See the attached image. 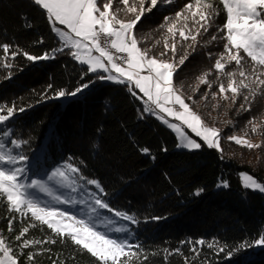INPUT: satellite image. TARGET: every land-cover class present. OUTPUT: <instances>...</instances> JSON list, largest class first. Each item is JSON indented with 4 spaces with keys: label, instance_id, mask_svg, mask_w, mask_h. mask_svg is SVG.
Instances as JSON below:
<instances>
[{
    "label": "trees",
    "instance_id": "1",
    "mask_svg": "<svg viewBox=\"0 0 264 264\" xmlns=\"http://www.w3.org/2000/svg\"><path fill=\"white\" fill-rule=\"evenodd\" d=\"M188 2L192 0H173L171 5L164 3L146 14L137 25L136 34L142 38L139 46L158 53L162 43L157 45L155 41L162 40L165 32L159 25L165 16H174ZM205 2L219 10L214 26L208 33L201 30L196 51L174 75V84L182 85L185 96L194 100L208 90L207 85H200L198 92L193 91L200 76L211 72L208 79H216L215 59L223 51L222 41H208L217 34L216 26L225 22L226 13L220 0ZM41 37L43 44L38 43ZM0 43L19 45L30 54L42 55L62 42L32 0H0ZM67 52L65 49V54L58 53L55 59L37 62L18 55L12 69L0 67V103L15 102L17 107L25 108L13 118L12 138L28 141L19 151L29 157V177L47 176L55 167L72 162L85 177L98 180L108 193L104 199L111 207L134 214L140 221L131 225L121 220L131 229L129 239L142 245L148 254L143 264H185V257L188 264H264V246L254 243L264 235V194L245 189L241 178V172L246 171L264 183V147L249 150L227 140L247 130V138L264 145V132L252 133L247 125L250 115L258 122L264 120V95H257L251 113H237L242 100L227 108L220 101L219 109L213 108L211 98L204 101L213 113L231 121L221 129L223 152L206 145L198 151L181 150L176 134L158 119L149 114L139 118L142 100L133 97L127 87L96 80L94 73L82 78L87 66ZM234 67L233 63L226 70ZM89 80L93 81L90 87L76 97L51 98L58 90L70 92ZM211 91H217L216 84ZM143 148L149 152H142ZM225 180L229 187H217ZM201 188L204 191L196 196L195 191ZM78 190L80 198L86 199L90 192L97 191L90 185ZM6 216L10 218L6 205L0 203V232L8 237ZM18 232L19 221H14L12 237ZM48 236L57 239L56 244L42 246L51 251L43 252L41 246L25 249L20 264H29L26 255L30 251L37 253L36 264H95V258L77 251L67 238L61 243L46 225L37 224L26 234L39 240ZM200 239L219 242L228 254L203 247L199 256L193 255L187 242ZM244 242L247 246L241 248ZM18 243L13 240L14 245ZM177 248L180 254L173 252Z\"/></svg>",
    "mask_w": 264,
    "mask_h": 264
},
{
    "label": "snow or ice",
    "instance_id": "2",
    "mask_svg": "<svg viewBox=\"0 0 264 264\" xmlns=\"http://www.w3.org/2000/svg\"><path fill=\"white\" fill-rule=\"evenodd\" d=\"M32 3L43 11L51 31L62 42L61 46L42 55H34L19 45L0 43V52L3 53L0 67L12 69V61L18 55L29 62L46 61L55 59L58 53L65 54V49H68L67 55L80 65L87 66L82 78L94 73L96 80L127 87L133 97L142 100L143 112L139 118L143 119L144 114H149L158 119L176 134L177 147L189 151L202 148V144L188 134V129L208 148L223 152L220 145L221 129L206 123L193 107L197 101L192 96H184L182 85H175L173 79L191 53L196 51L201 30L208 33L214 26L219 10L213 3L192 0L176 11L174 16H165L159 25L160 29H165L162 40L155 41L157 45L162 43V48L156 54L149 47L139 46L142 38L136 34L137 25L146 18V14L158 10L164 3L171 5L173 0H32ZM220 3L226 13V20L216 26L217 34H212L208 41L223 42V51L214 63L216 79L209 80L211 72L204 73L198 78L193 91L198 92L200 85H207L208 90L200 94V99L209 101L211 98L215 102L214 109L221 107L220 101L227 108L236 106L237 101L242 100L237 113H251L257 95H264V0H220ZM27 26L31 27L30 24ZM38 43H44L42 37ZM233 63L235 67L226 70ZM8 78H11L10 74ZM92 83L89 80L70 92L58 90L51 98L76 97ZM213 84L217 85L215 92L211 91ZM136 90L142 96H138ZM24 111L25 108L17 107L15 102L10 105L0 103V203L6 205L10 216L5 217L8 237L0 232V264H20V257L25 255L24 250L33 246H41L43 252L51 251L42 246L56 244L57 239L52 236L43 240L26 237L30 228L37 224L46 225L61 243L65 242V238L70 240L77 251L86 252L95 258V264H143V261H147L149 256L143 246L128 238L132 235L128 225L109 227L116 221L109 215H101L100 210H107L131 225L140 223L134 214L110 206L104 199L108 193L98 180L85 177L72 162L55 167L46 179H29V157L23 151H16L27 145L28 141L12 138L15 135L13 118L17 112ZM225 123L230 124L231 121ZM247 125L252 133L264 132V120L258 122L256 116L250 115ZM227 140L249 150L264 147L247 138V130L244 135H231ZM141 151L148 153L149 149L143 148ZM49 182L73 192L84 185L94 186L97 191L90 192L88 199L76 200L56 194ZM242 182L245 189L258 190L264 194V183L257 182L251 175L242 174ZM217 187L227 188L229 184L225 180L218 183ZM33 191L51 197L55 205H85L88 211L78 218L76 214H70L57 206L46 202L42 204ZM203 191V188L197 189L194 194L199 196ZM14 221H19V232L12 237ZM98 224L108 231L98 230ZM13 240L19 243L14 245ZM187 243L189 251L196 256H199L203 247L228 254V250L217 241L200 239ZM254 243L264 246V235H260ZM239 246L243 248L247 242ZM180 251L179 248L173 250L175 254H180ZM36 254L32 251L27 253L29 264H36ZM72 259L75 260L74 255ZM184 259L185 264H188V258Z\"/></svg>",
    "mask_w": 264,
    "mask_h": 264
},
{
    "label": "rangeland",
    "instance_id": "3",
    "mask_svg": "<svg viewBox=\"0 0 264 264\" xmlns=\"http://www.w3.org/2000/svg\"><path fill=\"white\" fill-rule=\"evenodd\" d=\"M174 79V78H173ZM175 83V82H174ZM138 92V91H136ZM184 94V92H183ZM139 95V94H138ZM140 96H142L140 94ZM185 96V94H184ZM196 100V99H195ZM196 104L193 106L195 108L196 111H198V113L202 116L203 119H205L206 123H208L209 125L211 126H215V127H218L220 129L223 128L225 122L228 120L224 115H218L216 113H213V110L209 109L207 104L204 102V100H201V99H198L196 100ZM186 102H189L191 103L190 101L186 100ZM170 120H172V118H168ZM172 122H176V121H172ZM186 131L188 132V134L190 136H192V138L196 139L197 142L201 143L202 144V148L200 150L203 149V141L200 140V138L198 137H195V135L193 133H191L190 130L186 129ZM234 135H240V134H234ZM257 139H253V141L256 142ZM252 141V140H251ZM252 141V142H253ZM221 145V143H220ZM179 148V147H178ZM181 150H186V149H183V148H179ZM189 151V150H188ZM194 151H198V150H194ZM17 152H20L19 149ZM50 174V172L48 173ZM242 174H248V175H251L254 179L257 180V182L259 183H262L261 181H259L253 174L249 173V172H246V171H242L241 172V178H242ZM29 177V175H28ZM47 176H44V177H38L40 179H46ZM29 179H33V178H30ZM50 185L53 187L54 191L56 192V194H61L63 195L64 197L66 198H74L76 200H80V199H86L85 197H81L80 198V195L82 194L80 192V190H77L75 192L69 190V189H66V188H62L58 185H55L53 182H49ZM257 192H259L257 190ZM33 194L36 195L38 197V199L41 201V203H47L49 205H53V206H57L59 208H61L62 210H67L70 214H76L78 218H80L81 216H84V214L88 211L87 207L85 205H78L76 207H71L69 205H55L54 204V201H52L51 197L47 196L46 194L44 193H39V192H35L33 191ZM101 211V210H100ZM101 215H109V217L113 220L116 221L115 224L109 226V227H118L120 226L121 224H124L119 218H116L114 217V215H111L109 213H104V212H101ZM98 227V230L100 231H108V229H105L103 226H100L99 224L97 225ZM110 235H118V236H123L124 234H113V233H109ZM129 238V237H128Z\"/></svg>",
    "mask_w": 264,
    "mask_h": 264
},
{
    "label": "crops",
    "instance_id": "4",
    "mask_svg": "<svg viewBox=\"0 0 264 264\" xmlns=\"http://www.w3.org/2000/svg\"><path fill=\"white\" fill-rule=\"evenodd\" d=\"M138 91V90H137ZM142 95V94H141ZM139 96H140V93H139Z\"/></svg>",
    "mask_w": 264,
    "mask_h": 264
}]
</instances>
